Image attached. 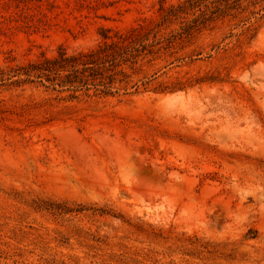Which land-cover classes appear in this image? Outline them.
<instances>
[{"label":"rangeland","instance_id":"374dc122","mask_svg":"<svg viewBox=\"0 0 264 264\" xmlns=\"http://www.w3.org/2000/svg\"><path fill=\"white\" fill-rule=\"evenodd\" d=\"M182 1L0 0V70L141 28L109 93L0 86V264H264V0Z\"/></svg>","mask_w":264,"mask_h":264},{"label":"trees","instance_id":"16d2710c","mask_svg":"<svg viewBox=\"0 0 264 264\" xmlns=\"http://www.w3.org/2000/svg\"><path fill=\"white\" fill-rule=\"evenodd\" d=\"M219 1L231 6L237 0ZM203 2L204 0H183L170 6L163 15V20L168 21L179 14L187 13L189 9L200 7ZM193 22L195 23V19ZM196 26V24H185L182 33H189ZM140 29H134L130 34L119 36L117 40L87 52L72 55L59 52L57 56L45 57L38 62L0 70V86L7 82L14 84L24 79H37L41 84L48 83L52 87L58 86L62 89L91 85L96 91L109 93L115 79L113 70L118 65L117 59H124L127 54L137 50L136 42L141 37ZM22 75L25 78H21Z\"/></svg>","mask_w":264,"mask_h":264},{"label":"bare ground","instance_id":"6f19581e","mask_svg":"<svg viewBox=\"0 0 264 264\" xmlns=\"http://www.w3.org/2000/svg\"><path fill=\"white\" fill-rule=\"evenodd\" d=\"M138 172H139V173L141 172V169H140V168H138Z\"/></svg>","mask_w":264,"mask_h":264}]
</instances>
